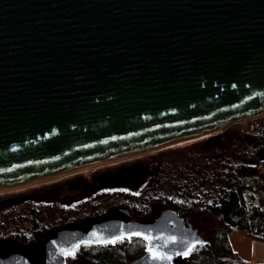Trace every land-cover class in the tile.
Here are the masks:
<instances>
[{"label": "water", "instance_id": "obj_1", "mask_svg": "<svg viewBox=\"0 0 264 264\" xmlns=\"http://www.w3.org/2000/svg\"><path fill=\"white\" fill-rule=\"evenodd\" d=\"M263 113L264 0H0V189ZM129 236L146 243L129 264L205 243L173 209L117 206L31 244L0 239V264H63Z\"/></svg>", "mask_w": 264, "mask_h": 264}, {"label": "trees", "instance_id": "obj_2", "mask_svg": "<svg viewBox=\"0 0 264 264\" xmlns=\"http://www.w3.org/2000/svg\"><path fill=\"white\" fill-rule=\"evenodd\" d=\"M161 154L167 157L135 165L133 178L68 202L33 196L1 201L0 212L14 200L30 205L8 220L0 213V239L31 244L62 224L103 216L117 206L125 207L134 219L173 209L205 243L175 256L172 264H247L233 251L229 229L264 241V117L250 123L243 136L231 129L217 134L212 143L202 141ZM84 247L88 252L78 257L85 264H129L145 253L146 243L129 236L104 245L82 244L74 252ZM74 252L65 255L64 262Z\"/></svg>", "mask_w": 264, "mask_h": 264}, {"label": "rangeland", "instance_id": "obj_3", "mask_svg": "<svg viewBox=\"0 0 264 264\" xmlns=\"http://www.w3.org/2000/svg\"><path fill=\"white\" fill-rule=\"evenodd\" d=\"M263 117L264 115H260L252 119L241 120L239 122L226 126L218 130L217 132H214L210 136L216 134L215 137H217V134L220 135L221 133H225L226 131L231 129H236L238 133H240L243 136L244 134L247 133L250 123H254L258 119H261ZM210 136L208 135L203 136L186 143L184 142L183 144L180 145H174L160 150L154 149L147 152L138 153L136 155H131L113 162L81 167L75 172L60 174L53 179H47V180L43 179L42 181L39 180V181L31 182L29 184H25L20 187L6 189L0 191V202L1 201L3 202V200L5 199L7 200L14 198L19 199L24 196L25 197L33 196L35 199H43L47 202H53V201L68 202L70 200L78 199L84 195L91 193L98 187L111 185L108 183V181L105 180L103 181L95 180L96 176L106 175L108 173H111L112 171H116L118 174H121L124 173L125 169H127L129 170L127 174L123 178L122 177L116 178L115 183L120 182L124 179L133 178L134 176H136V170L133 168L136 167L135 165L139 164L140 162L141 164H154L156 160H160V159L164 160L167 157L166 154H161L164 151L166 152L172 149H181L193 143L202 144V141L206 143H211V142H207V138H209ZM79 178H83L85 180L84 185L79 188H72L70 186V183ZM15 201L16 200L13 201V204L11 206L6 207L5 209H1L2 211L0 213L4 214L7 220L9 219L8 216H10L12 213L18 211H24L30 205L29 201L27 202H20V201L15 202ZM229 232H231L230 238L232 235L235 234H239V236L243 235V233L238 232L237 230L234 229H229ZM87 249L88 247H84L83 249L75 251L72 257L66 259L64 264H85L83 261L80 260L78 256L85 255L84 252H88ZM256 258H257L256 262H260L261 260H264V246H260V245L256 246Z\"/></svg>", "mask_w": 264, "mask_h": 264}, {"label": "crops", "instance_id": "obj_4", "mask_svg": "<svg viewBox=\"0 0 264 264\" xmlns=\"http://www.w3.org/2000/svg\"><path fill=\"white\" fill-rule=\"evenodd\" d=\"M230 245L247 264H264V260L256 262V246H264V241L252 239L246 235L235 234L230 238Z\"/></svg>", "mask_w": 264, "mask_h": 264}, {"label": "bare ground", "instance_id": "obj_5", "mask_svg": "<svg viewBox=\"0 0 264 264\" xmlns=\"http://www.w3.org/2000/svg\"><path fill=\"white\" fill-rule=\"evenodd\" d=\"M261 115H264V113L261 114ZM200 137H203V136H200ZM200 137L192 138V139L185 140V141L178 142V143L167 144V145H165V146H162V147H159V148H156V149L160 150V149L168 148V147H171V146H174V145H180V144H183L184 142L186 143V142L192 141V140L197 139V138H200ZM153 150H154V149H153ZM146 152H147V151H146ZM137 154H138V153H137ZM132 155H136V154H132ZM129 156H131V155H129ZM125 157H128V156L119 157V158H114V159H110V160H104V161H101V162H98V163H95V164H91V165L93 166V165H99V164H102V163L113 162V161H116V160L123 159V158H125ZM91 165H90V166H91ZM78 169H80V168L73 169V170L67 171V172H65V173L75 172V171H77ZM61 174H64V173H61ZM58 175H60V174L52 175V176H47V177L41 178V179H39V180L42 181L43 179H45V180H47V179H53V178H55V177L58 176ZM39 180H36V181H39ZM45 180H44V181H45ZM33 182H35V181H33ZM30 183H31V182H30ZM27 184H29V183H27ZM24 185H25V184H24ZM20 186H23V185H20ZM20 186H14V187H20ZM14 187L1 188L0 191L6 190V189H11V188H14Z\"/></svg>", "mask_w": 264, "mask_h": 264}, {"label": "flooded vegetation", "instance_id": "obj_6", "mask_svg": "<svg viewBox=\"0 0 264 264\" xmlns=\"http://www.w3.org/2000/svg\"><path fill=\"white\" fill-rule=\"evenodd\" d=\"M128 170L124 171L122 178L127 174ZM116 178H119V174L116 171H112L111 173H108L106 175L102 176H96L95 180L98 181H108L109 184H113L116 182ZM85 180L83 178H79L77 180H74L70 183V186L72 188H79L84 185Z\"/></svg>", "mask_w": 264, "mask_h": 264}]
</instances>
